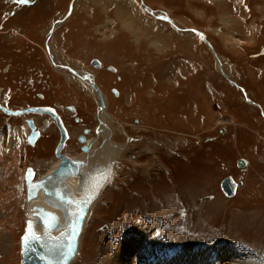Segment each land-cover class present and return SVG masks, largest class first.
<instances>
[{"label":"rangeland","instance_id":"374dc122","mask_svg":"<svg viewBox=\"0 0 264 264\" xmlns=\"http://www.w3.org/2000/svg\"><path fill=\"white\" fill-rule=\"evenodd\" d=\"M8 1L0 0L1 21L13 8ZM77 1L41 0L32 11L20 10L30 11L27 15L5 20L0 33L5 57L10 53L2 46L22 44L15 31L39 26L41 41L51 20L65 19L52 27L57 29L54 46L50 43L57 62L93 71L108 99L104 119L115 126L111 140L120 150L112 155L118 162L110 166L100 154L89 158L108 176L82 231L81 256L72 264H112L133 238L140 240L128 264L143 253L156 260L183 251L204 252L208 264H264V116L234 82L252 89L255 96L247 92L249 97L264 110V1L146 0L150 10L142 0ZM168 15L177 26L166 21ZM192 26L211 41L223 74L199 34L188 29ZM39 43L38 54L46 61ZM96 57L102 62L99 70L91 66ZM43 71L49 77L59 73L55 85L46 77L45 90L39 89L44 98L16 93L12 106L54 103L65 112V104L73 103L86 119L81 116L78 124L68 114L73 134L66 151L83 160L76 134L84 126L90 129L88 137L97 136L92 127L100 119V105L66 68L55 71L45 64ZM8 74L17 79L25 73L9 69ZM39 122L40 140L46 129ZM21 126V118L0 113V264H21L28 215L25 168L45 172L55 160L53 131L30 148ZM47 127L52 128L51 120ZM236 150L247 153L233 154ZM227 175L242 180L231 198L221 196L219 187Z\"/></svg>","mask_w":264,"mask_h":264},{"label":"water","instance_id":"95a60500","mask_svg":"<svg viewBox=\"0 0 264 264\" xmlns=\"http://www.w3.org/2000/svg\"><path fill=\"white\" fill-rule=\"evenodd\" d=\"M144 8L147 7L144 6ZM167 20L171 22L170 19ZM188 29L198 33L199 37L205 41L201 32L196 31L193 28ZM206 43L208 48L212 51V53H214L211 44L207 41ZM91 63L94 66L98 65L95 59L91 60ZM217 69L221 71L220 67ZM90 84L100 96V91L94 82H90ZM254 105L258 106L257 103H254ZM30 110L49 112L52 114L51 109L48 107L26 108L24 110L13 111L11 113L18 114L20 112L23 113ZM57 123L61 130L60 140L56 147V156L59 158L58 164L47 175L35 181H32L34 173L31 167H26L24 183L26 185V203H29L30 200H33V198L36 197L38 191L41 190L43 193L42 201L48 206H52L54 209H57L58 213L56 214L41 205L33 206L31 215L34 217V220L32 221L27 219L24 234L22 236H25L27 230L30 234V239L28 241H22L21 238L20 240L21 264L69 263L77 250L78 236L80 235L82 229L83 216L86 214L89 204L96 199L98 191L104 183L103 181L108 176V172L106 173V170L102 168L101 170L104 173L98 177L97 172H93V170H95L97 167H95V169L93 168L91 170V176L89 178L90 180L88 179L87 183L82 188L80 197L77 199L73 197L72 190L76 189L75 186L67 187L64 181L69 176H76L80 172L81 162L59 153L66 134L59 118H57ZM244 164L245 162L242 159L238 160V166L242 167ZM28 170H31V172ZM81 184L82 183L80 180V182L77 183V187H79ZM241 184V179L235 181L230 175H227L220 180L219 187L225 196L232 197L236 192V188ZM65 188L66 191H63ZM67 188H70L72 192L69 193ZM60 216L64 220L63 224L66 228V231L61 237L57 238V236H55L52 231L61 225V222H59ZM35 226H37V228L42 231L37 233L35 231ZM33 235L37 238H32Z\"/></svg>","mask_w":264,"mask_h":264},{"label":"flooded vegetation","instance_id":"af4514ba","mask_svg":"<svg viewBox=\"0 0 264 264\" xmlns=\"http://www.w3.org/2000/svg\"><path fill=\"white\" fill-rule=\"evenodd\" d=\"M9 1H10V3H7V6H12L13 8L8 10L7 13H5V11H4L5 17H2V21H1V18H0V33L1 32L3 33L5 31V30H3L4 28H3L2 24H4V21L7 18L9 19L14 14L17 15V13L19 15H21V16L22 15L23 16L27 15L30 11L27 12V13H22L20 10H22V9L32 10L37 5L40 4L39 2H41V0H24V1L23 0H19V1H22V2L13 1V0H9ZM36 1H38V2H36ZM41 4H43V3H41ZM28 7H32V8L27 9ZM14 17L16 18V16H14ZM24 20H26V19H24ZM60 20H62V19H60ZM54 21H56V22H54ZM54 21H53L54 22L53 25H57L58 23H60V22H57L58 19H55ZM25 22H28V21H25ZM55 23H57V24H55ZM37 25H41V23L37 22ZM41 26L43 27V25H41ZM18 28L20 29V26ZM41 29L42 28L39 27V26L38 27L34 26L32 29H29V28L26 29L25 28L26 31L21 28L19 31H15V34H17V35L22 37V40H21L22 44H18L16 47H10L9 49L4 47V46L1 47L2 50H5V51L8 50V52L10 54L7 53L5 57L1 56V54H0V62H1V60L3 58L8 57L6 59V60H8V62L6 63L7 66L5 68H1L0 67V102H2L0 104V113L4 114L5 116H8L10 118H14V119L15 118H21L22 119L23 126H21V132L25 133L26 132L25 131V126L28 127L26 134L23 136V139H24L26 147L29 146L30 148H35L33 146L35 145L34 143H36L37 139L39 138L40 130L39 129L37 130L38 125L34 124V122H33L34 118L31 117L28 114H34V112H35L34 115H36L37 113H40L42 115H45V116L49 117V119L51 118L50 119L51 120V125H52L51 129H48L47 123L45 122L44 119H40V123L42 124V122H43L42 126H43L44 129H46V131H44L45 132L44 135L47 132H49V131H53V135L57 136L55 141H54V144L52 145L51 150H50L51 153L53 154V156H55V157H57L56 156V147H57V144H58V142L60 140V136H61L60 126L57 123V118H59L61 120V122H62V125L64 127V131H65V134H66L64 142H63L62 146L60 147L59 153L69 157V156H72V155H70L66 151L67 150V146H68V144H66V141L69 138L71 139L73 133L70 131V124L67 121V117L70 115L73 118V121L78 123V124H80V122L82 123L84 121V119H86V116L84 114L79 115L78 114V110L75 107L73 108V105H74L73 103L65 104V110H66L65 112H60L59 109H58V106H57L59 104H54V103L45 104V103H39L38 102V103H31V104L27 103L24 106H15V107L12 106V104H13L12 103L13 102L12 101V96L15 95L16 93H18V94H27V95H29L30 93H33L34 96L37 99H43L44 98V94L41 91H39V89L45 90L46 77L49 78V84H51V85H55L56 84L54 79H57V75L59 76V73L57 75L55 74V72L53 74L51 73L50 77H49V74H45V72L43 71L44 68H45V64L51 70L53 69V70L57 71L56 68L54 67V64H50V62L52 61L51 55L49 57L50 59H48V57L46 56V61H45L43 59V57H41L38 54V49L40 48V43L39 42L42 43L41 44V49H42L43 53L45 55H46V53H49L48 45H47V40H48L47 33L44 34V31H43L42 40L41 41L38 40V37L40 36L41 31H42ZM53 29H56V28H53ZM13 43H15V42H13ZM96 62L98 64L97 66H94L92 63H91V66L95 70H99V68L102 66V62L98 58H97ZM63 66L64 65H61L60 67L61 68H66V67H63ZM9 69L12 72H18V73H22V74L25 73V74H24V76H20L22 78L17 77V79H16L15 76H10L8 74L9 73ZM66 69H68L71 72H73L69 68H66ZM79 74H81L84 79L89 75V73L86 72V70L79 71ZM35 75H37L36 78H35ZM119 78H120V76L117 77V79H119ZM52 80H53V82H52ZM90 82H94L93 77L88 82L89 86H91ZM94 84L96 85L95 82H94ZM96 87L101 92L100 88L98 86H96ZM113 89H114L113 87L110 89L111 92H112ZM56 92L59 93L57 88H56ZM115 92H116V90H115ZM101 94H102V92H101ZM101 94H100V96L98 95L99 100H100V104H99L100 106H102V104H103L102 100H101V97H102ZM2 104H3L4 107L2 106ZM34 107H48L49 109H51L52 114H50L49 112H41V111H33V110H30V111H27V112H23V113L20 112L18 114H12L11 113L13 111L24 110L26 108H34ZM97 108H98V106H97ZM73 109H75V110H73ZM81 116H83L84 119ZM61 117H62V119H61ZM41 120H42V122H41ZM134 120H135L134 122L136 124H138L137 123L138 122V118L137 119L135 118ZM102 124H103L102 120L99 119L97 124L92 127V129H93L92 131H93L94 134L98 135V132H100L101 127L103 126ZM68 130L70 132L71 137L69 135ZM89 132H90L89 127H84L83 126L81 128V133H78L79 135L76 134L77 140L80 143H82V144L79 145V150H81L82 153L88 151V147L85 144V139L84 138H85V136L87 134L89 135ZM20 135H21V133H20ZM42 137L40 138V140L42 139ZM96 138H97V136H96ZM40 140H39V142H40ZM52 149H53V151H52ZM72 157H75V156H72ZM69 158H71V157H69ZM77 161H79V160H77ZM30 167H31V169L35 168L32 165H30ZM32 171H33V173H35L34 169H32Z\"/></svg>","mask_w":264,"mask_h":264},{"label":"bare ground","instance_id":"6f19581e","mask_svg":"<svg viewBox=\"0 0 264 264\" xmlns=\"http://www.w3.org/2000/svg\"><path fill=\"white\" fill-rule=\"evenodd\" d=\"M77 1V0H76ZM129 1V0H128ZM149 1V0H148ZM250 1L251 0H248V4L250 5L251 3H250ZM262 1H264V0H262ZM73 2H75V1H73ZM150 2V1H149ZM77 3H78V1H77ZM129 3V2H128ZM133 3V2H132ZM146 3V4H145ZM76 4V3H75ZM142 4H143V6L145 5L146 7H147V9H150V7L147 5L148 3L146 2V0H142ZM253 4H254V2H253ZM260 4V3H259ZM134 5V4H133ZM249 5H248V7H249ZM255 5V4H254ZM257 5V4H256ZM255 5V6H256ZM67 6V5H66ZM65 6V7H66ZM254 6V7H255ZM75 7V6H74ZM131 7V6H130ZM245 7H247L246 5H245ZM253 7V6H252ZM29 8H32V7H29ZM76 8H77V6H76ZM80 8V7H79ZM136 8H137V5H136ZM250 8H251V6H250ZM250 8H247V10H251ZM258 8V7H257ZM253 11L255 10V9H252ZM251 10V11H252ZM260 10V9H259ZM32 11V10H31ZM154 13V12H153ZM246 13H248V12H246ZM245 13V14H246ZM261 13V12H260ZM31 14V13H30ZM29 14V15H30ZM74 14H75V8L72 10V12H71V14L69 15V19H71V17L72 16H74ZM258 14H259V12H258ZM243 15V14H242ZM259 16V15H258ZM264 16V15H263ZM168 18L167 19H170V21L172 22V25L173 26H177V24L175 23V20L174 19H172V17H170L169 15L167 16ZM7 18V17H6ZM73 18V17H72ZM264 18V17H263ZM8 19V18H7ZM6 19V20H7ZM57 19V18H56ZM58 19H60V17L58 18ZM166 19V21H168ZM254 19H255V17H254ZM55 20V18L53 19V20H51V22H50V26H49V28H48V31H47V36H48V40H47V45H48V50H49V53H46V55L45 56H47L48 57V59H50L49 57H50V55H51V59H52V61L50 62V64H54V67L56 68V70H59V69H61V65H64L63 67H66V68H69V69H71L72 71H74V73L73 72H71L70 70H68L71 74H74L73 76H76L77 78H78V80H79V82L80 83H82V85H83V90L82 91H84L85 93L84 94H88L89 96H91L92 98H95L96 99V101H97V104H100V100H99V97H98V94H97V92L93 89V87L92 86H89V84H88V82L92 79V77H93V79H94V82L96 83V86H98L99 88H100V90H101V92H102V94H101V92H100V94H101V100H102V105L103 106H100V109H99V118H100V120H102V122H103V126L101 127V130H100V132H98V135H97V138L96 137H88L87 135L85 136V144L87 145V147H88V151H86V152H84L83 153V160H82V158H77V157H72V156H69V157H71L72 159H76V160H79L80 162H81V168H80V172L76 175V176H69L68 178H66L65 179V181H64V183L67 185V187H70L71 185H73V186H71V187H74L75 186V190H72L73 191V193H72V195H73V197L75 198V199H77V198H79L80 197V194H81V190H82V188L84 187V185L87 183V181H88V179L90 178V176H91V170L94 168L95 169V167H97L96 165H97V163L94 161V162H92L89 158H93L95 155H97V154H100V157H103L104 155H106L107 157L105 158V160H106V162H108V163H110V166H111V164L113 165V166H115L116 164H117V162H118V160H117V158H115V156L114 155H112V154H114V153H117V151L118 150H120V146L118 145V144H116V145H113V142H112V140H111V137H112V135H113V127H115V126H113V127H111L109 124L110 123H107L106 121H105V119H104V116L106 115V110L109 108V105H108V99H107V96H105V94H104V91L102 90V85H100V84H98V82H97V78H96V75H95V73L93 72V71H91V70H88V69H80V68H75L74 66H70L68 63H71V65H72V62H68V63H66V62H63V60H62V62L63 63H60V62H57V57H58V53H56L55 52V50H54V48L50 45V43L53 45V39H52V37L54 36V34H55V31H53V29H52V27H53V21ZM257 20V19H256ZM65 21V19L63 20V21H61L60 22V24H62L63 22ZM251 21V23H252V19L250 20ZM160 23H162L161 21H160ZM262 23H263V21H262ZM165 24V23H164ZM249 24V23H248ZM264 24V23H263ZM163 25V24H162ZM260 25V24H259ZM256 26V25H255ZM57 28H58V26H57ZM190 28H194L193 26L192 27H190ZM264 28V27H263ZM196 29V28H195ZM250 30H252L251 28H249ZM197 30V29H196ZM250 30H249V32H250ZM255 30H257V28L255 29ZM264 30V29H263ZM50 31V32H49ZM199 31V30H198ZM253 31V30H252ZM200 32V31H199ZM254 32V31H253ZM253 32H250V34L251 33H253ZM202 33V32H201ZM204 33V32H203ZM202 33V34H203ZM204 36V39H205V41H204V43L207 45V43H206V41L207 42H209L210 44H211V41L209 40V39H207V37L205 36V35H203ZM203 43V44H204ZM45 46V45H44ZM54 46V45H53ZM211 46H212V44H211ZM207 47H208V45H207ZM212 48H213V51H214V53H212V51L208 48V50L210 51V53H211V55L216 59V66H219L220 67V69H221V74H222V72H224L222 69V66H221V64H219L218 62V58L216 57L217 55L219 56V54H217V52L215 51V49H214V47L212 46ZM262 48V47H261ZM264 48V47H263ZM263 50V49H262ZM258 54V53H257ZM57 55V56H56ZM252 55H253V53H252ZM44 56V57H45ZM259 56V55H258ZM48 61V60H47ZM50 61V60H49ZM112 66V65H111ZM228 67V66H227ZM53 68V67H52ZM225 68V67H224ZM235 69V68H234ZM82 70H86V72H88L89 73V75L84 79L83 77H82V75L81 74H79V71H82ZM225 71H226V69H225ZM229 72V70H227V73ZM219 73V72H218ZM225 75L227 76V77H230L229 76V73L228 74H226L225 73ZM75 77V78H76ZM234 77V76H233ZM224 78V77H223ZM120 80H121V78H119ZM226 79V78H225ZM228 80V79H227ZM226 80V81H227ZM233 80H235V79H233ZM237 80V79H236ZM234 81L235 83H236V85L237 86H239V87H241L242 89H243V91H244V93H245V96H246V99H250L249 98V96L247 95V93H246V91H245V89H244V87H243V85L241 84V83H239V82H237V81ZM231 82V81H230ZM91 85V84H90ZM120 93V92H119ZM114 95V94H113ZM120 95V94H119ZM119 97V96H118ZM243 98V97H242ZM245 100V99H244ZM251 102V101H250ZM2 102H0V104H1ZM253 104L254 103H258V102H252ZM259 104V103H258ZM260 105V104H259ZM2 106H3V104H2ZM4 107V106H3ZM260 108L259 109H261V112H262V115L264 116V110H263V107H261V105L259 106ZM73 108H74V106H73ZM10 109V108H9ZM73 110H75V109H73ZM76 112V111H75ZM34 114H35V112H34ZM34 114H28V115H30L31 117L32 116H35V118H34V120H33V122H34V124H37L38 125V120H40V119H44L45 120V122L48 124V122H49V120L51 119H49V117H47V116H45V115H42V114H40V113H37L36 115H34ZM261 114V113H260ZM64 117V116H63ZM112 117V116H111ZM95 118H96V116H95ZM109 118V117H108ZM61 119H62V117H61ZM262 119V118H261ZM41 122H42V120H41ZM111 122V121H110ZM40 123V122H39ZM81 123V122H80ZM64 124V123H63ZM40 125H42L41 123H40ZM50 125V124H49ZM48 125V126H49ZM112 125V124H111ZM66 127V126H65ZM119 127V126H118ZM25 128H26V130H27V128L28 127H26L25 126ZM37 128V127H36ZM263 128H264V126H263ZM40 130V135H41V133H42V127L41 126H39V128H37V130ZM66 129V128H65ZM264 130V129H263ZM68 132H69V130H68ZM39 135V136H40ZM69 135H70V133H69ZM79 135V134H78ZM94 135V134H93ZM96 135V134H95ZM70 137H71V135H70ZM70 139V138H69ZM69 139L67 140V141H69ZM131 139V138H130ZM39 140V138L37 139V141ZM133 140V139H132ZM37 141H36V143H37ZM66 141V142H67ZM96 142H98V143H96ZM36 143H34V144H36ZM80 144H82V143H80ZM96 144V146L94 147V145ZM35 146V145H34ZM52 151H53V149H52ZM80 152H81V150H79ZM147 154H149V153H147ZM109 155L111 156V159H110V157H109ZM82 156V155H81ZM85 156H86V158H87V156H88V158H87V160L89 161V163H88V161L86 160V158H85ZM118 156V155H117ZM57 157H55L54 156V162L50 165V167L45 171V172H39L40 170H38V169H36L35 170V168H32V169H34V171H35V173H34V177H33V180L32 181H35V180H39L40 178H42V177H44L45 175H47L52 169H54L55 167H56V165L58 164V162H59V159L57 160L56 159ZM115 158V159H114ZM131 158V157H130ZM112 160L115 162H112ZM132 160V159H131ZM86 163H88L87 165H86ZM96 163V164H95ZM107 163V164H108ZM94 164V167H91L92 165ZM85 171H86V173H85ZM112 171H113V169L111 170V173H112ZM93 172H97V176L98 177H100L104 172L101 170V169H98V167L95 169V170H93ZM24 174V173H23ZM90 174V175H89ZM97 177V178H98ZM110 177V176H109ZM80 180H81V185L79 186V187H77V183L78 182H80ZM90 180V179H89ZM23 182H24V179L22 180ZM106 183V182H105ZM105 183H104V185H105ZM67 190L69 191V193H71L72 191L70 190V188H67ZM63 191H66V188L63 190ZM25 193V192H24ZM68 193V192H67ZM25 195V194H24ZM99 197V196H98ZM42 199H43V193H42V191L40 190V191H38V193H37V195H36V197L35 198H33V200H30V202L29 203H26L28 206V215H27V219H29V220H34V217H32V208H33V206L34 205H41V206H43V207H45L46 209H48V210H50V211H52V212H54V213H58V210L57 209H54V207H52V206H48L47 204H45L43 201H42ZM93 203H94V201H92L90 204H89V206H88V208H87V210H86V214L83 216V220H82V229H81V232H80V235L78 236V243H77V250H76V253H75V255L73 256V258L69 261V263L68 264H72L73 262H75V261H77V259H78V257L79 256H81L80 255V242H81V236H82V231L84 230V227L86 226V223L90 220V218H89V214H90V212H91V207H92V205H93ZM60 212V211H59ZM60 214V213H59ZM63 218L60 216V218H59V222H61V225H59L54 231H52V233L55 235V236H57V238L58 237H61L63 234H64V232L66 231V228L64 227V224H63ZM35 231L37 232V233H40L41 231L37 228V226H35ZM23 236V235H22ZM22 238V237H21ZM21 240V239H20ZM140 240V239H139ZM138 239H136V238H133V239H130L129 240V243L127 244V247H125L123 250H122V253L120 252V254L119 255H117L116 257H115V259H114V261H113V263L112 264H128V257L127 256H129V252L131 251V249L135 246V244H136V242H138L139 241ZM143 243V242H142ZM137 245V244H136ZM146 247H148L147 245H146ZM135 248V247H134ZM135 250V249H134ZM132 253H134V252H132ZM211 253V252H210ZM209 253V254H210ZM136 254H138V253H136ZM216 255V254H215ZM151 256V255H150ZM135 256H133V258H134ZM137 257V256H136ZM214 257V256H213ZM133 260V259H132ZM131 260V261H132ZM134 262V261H133ZM210 262V261H209ZM76 263V262H75ZM130 264H208V261H206V256H205V253L203 252H196V253H191L190 251H183V252H181V253H178V254H176V255H174V256H169V257H157V259L156 260H153V258H150L149 257V255L148 254H146V253H143V254H141V256H139V258L134 262V263H130ZM211 264V263H210Z\"/></svg>","mask_w":264,"mask_h":264},{"label":"crops","instance_id":"0c3cea01","mask_svg":"<svg viewBox=\"0 0 264 264\" xmlns=\"http://www.w3.org/2000/svg\"><path fill=\"white\" fill-rule=\"evenodd\" d=\"M244 82H245V81H244ZM241 84H242V83H241ZM242 85H243V84H242ZM245 85H247L246 82H245ZM243 87H244V86H243ZM246 87H247V86H246ZM244 89H245L246 93H247V92H248V93L252 92L253 95L255 96L254 91H252V89L247 88L249 91H248L245 87H244ZM248 93H247V95H248ZM250 95H251V94H250ZM250 95H248V96H250ZM253 95H252V97H253ZM256 96H258V95H256ZM258 97H259V96H258ZM249 98H250V99L248 100V99H246V96H245V100H246V101H248V102L251 101V103L254 102L253 99H252L251 97H249ZM257 102H258V101H257ZM258 103H259V102H258ZM258 103H257V104H258ZM255 106L258 107V106H260V105L258 104V106H257V105H255ZM261 107H262V106H261ZM234 135H235V134H234ZM233 139L235 140V142H237L238 137L234 136ZM245 153H247V152H245ZM245 153H244V152H241V151H237V150H236V151H233V154H245ZM245 159H246V158H245ZM246 166H247V165H246ZM243 169H244V168H243ZM241 181H242V180H241ZM241 185H242V184H241ZM241 185H240V186H241ZM220 190H221V189H220ZM221 192H222V191H221ZM235 193H236V192H235ZM222 195H223V197L231 198V197H227V196H225V195L223 194V192H222L221 196H222ZM234 195H235V194H234ZM234 195H233V196H234ZM233 196H232V197H233Z\"/></svg>","mask_w":264,"mask_h":264},{"label":"snow or ice","instance_id":"6c2138e0","mask_svg":"<svg viewBox=\"0 0 264 264\" xmlns=\"http://www.w3.org/2000/svg\"><path fill=\"white\" fill-rule=\"evenodd\" d=\"M28 171L31 172V170H28ZM26 179H27V176H26ZM30 227H31V225H30ZM32 238H37V237H35V236L33 235ZM29 239H30V234H29V232L26 230L25 236L22 237V241H28ZM55 250H58V249H55Z\"/></svg>","mask_w":264,"mask_h":264}]
</instances>
